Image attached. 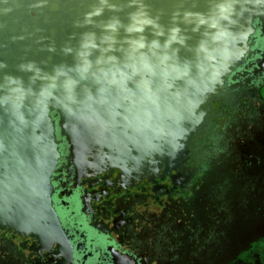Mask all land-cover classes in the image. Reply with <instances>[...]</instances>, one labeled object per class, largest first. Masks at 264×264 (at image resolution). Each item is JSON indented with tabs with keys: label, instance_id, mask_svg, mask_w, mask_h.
<instances>
[{
	"label": "water",
	"instance_id": "obj_1",
	"mask_svg": "<svg viewBox=\"0 0 264 264\" xmlns=\"http://www.w3.org/2000/svg\"><path fill=\"white\" fill-rule=\"evenodd\" d=\"M255 19L264 0H0L2 219L35 222L55 125L75 149H181Z\"/></svg>",
	"mask_w": 264,
	"mask_h": 264
},
{
	"label": "flooded vegetation",
	"instance_id": "obj_2",
	"mask_svg": "<svg viewBox=\"0 0 264 264\" xmlns=\"http://www.w3.org/2000/svg\"><path fill=\"white\" fill-rule=\"evenodd\" d=\"M251 25L246 49L207 104L204 120L172 155L96 144L75 149L55 125L40 186L46 201H35V222L24 227L0 216V243L17 263L174 264L173 255L148 241L156 225L149 211L191 190L225 131L224 115L264 102V25L256 19Z\"/></svg>",
	"mask_w": 264,
	"mask_h": 264
},
{
	"label": "rangeland",
	"instance_id": "obj_3",
	"mask_svg": "<svg viewBox=\"0 0 264 264\" xmlns=\"http://www.w3.org/2000/svg\"><path fill=\"white\" fill-rule=\"evenodd\" d=\"M222 120L225 131L191 190L149 211L156 225L148 241L174 264H264V102ZM6 249L0 243V264H19Z\"/></svg>",
	"mask_w": 264,
	"mask_h": 264
}]
</instances>
